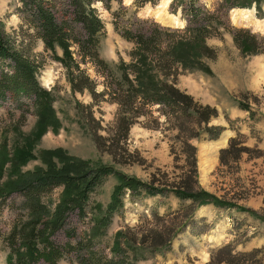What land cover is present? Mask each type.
I'll list each match as a JSON object with an SVG mask.
<instances>
[{
  "label": "rangeland",
  "instance_id": "1",
  "mask_svg": "<svg viewBox=\"0 0 264 264\" xmlns=\"http://www.w3.org/2000/svg\"><path fill=\"white\" fill-rule=\"evenodd\" d=\"M67 1L54 0L55 9L81 31L85 47L70 40L69 57L65 55L64 45L59 43H55L53 49H45L43 41L38 39L34 46V51L43 59L36 77L48 92L50 107L60 122L57 130L51 127L38 130L39 114L24 94L16 99L10 94L0 98V163L3 162L0 166V264H49L45 254L50 245L58 249L55 264H105L109 260L118 264H209L212 251L225 243H232L235 251L264 247V152L258 156L242 152L237 160L228 156L226 164L219 161V150L227 147L233 136H242L246 146L264 151V53L243 54L234 43L233 31L223 27L219 34L206 39L208 46L215 49V58L198 57L196 66L178 65L176 74L170 79L198 103L215 107L218 116L210 123L225 127L216 140H190L196 147L197 185L249 213L236 207L201 206L194 213L196 222L177 234L169 249L147 253L140 259H134L130 253L119 263L121 255H116L112 249L113 242L119 238L118 231L139 234L137 228L148 227L154 213H168L189 201L172 193L133 197L126 192L122 207L112 214L109 223L105 218V228L98 224L91 230L94 219L104 217L105 207L118 182L114 175H107L89 193L83 214L76 208L70 209L63 224L52 231L45 225L65 194V188L50 186L40 193L38 202L44 209L35 210L23 191L9 187L18 179L43 174L48 169L49 151L61 150L74 164L87 161L90 166L95 163L110 165L144 182L158 178L155 185L177 182L178 176L189 167L187 152L175 138L177 130L164 123L165 117L157 111V104L145 107V115L134 120L119 150L109 153L107 149H100L92 136L95 130L107 143L113 136L114 129L110 127L116 122L120 107L104 90L113 73L119 78L121 66L132 62L131 52L135 47L133 41L125 39L115 28V15L119 28L132 31L150 30L153 23L174 27L152 16L150 11L158 6L159 0L146 1L143 5H139L138 0L93 1L91 7L103 22V30L91 43L81 23L71 18L73 15L66 10L64 3ZM198 1L219 16L226 11L225 19L230 27L249 28L264 36L263 30L252 25L233 21L232 24L229 19L232 8L224 10L222 0ZM25 8L20 0H0V23L7 32L22 28L35 33L34 22H30L33 20L31 12ZM247 9H252L254 18L264 19L254 4ZM164 11L180 17L184 22L181 28L187 25L182 8H175L173 0H169ZM6 61L0 59V73L9 69ZM99 61L106 62L112 73L108 74ZM82 70L96 83L97 95L93 96L86 89L73 90L71 78ZM30 136L35 138L32 149L35 157L16 163L15 149L23 147ZM51 157L56 167L64 165L61 156ZM16 166L19 170L11 171ZM29 245L37 251L31 258L27 250ZM259 262L264 264V255L257 256L254 263Z\"/></svg>",
  "mask_w": 264,
  "mask_h": 264
},
{
  "label": "trees",
  "instance_id": "2",
  "mask_svg": "<svg viewBox=\"0 0 264 264\" xmlns=\"http://www.w3.org/2000/svg\"><path fill=\"white\" fill-rule=\"evenodd\" d=\"M20 1L23 2L25 9L31 12L30 16L33 20L30 22H34L35 33L25 32L22 28L7 32L0 23V59L7 60L9 64V69L0 73V98H7L10 94L12 99H16L20 97V94H24L39 114L38 130H46L47 127L57 130L60 122L53 108L50 107L48 92L40 86L36 77L43 59L39 53L34 51V46L38 39L43 41L45 49H53L54 44L59 43L64 45L65 55L70 57L67 50L70 40L77 42L80 47H85L86 41L80 37L81 31H77L68 23L65 15L58 14L54 0ZM93 1L95 0H68L64 3L67 6L66 10L73 15L71 18L81 23L88 42L94 40L103 30V22L97 16L95 9L91 7ZM104 1L109 2L110 0ZM138 1L139 5H143L146 1L153 2V0ZM173 1L175 8L180 6L183 16L188 20L184 28L161 27L153 23V28L150 30L134 29L132 31L123 27L119 28L121 26L117 24L119 21L115 15V28L125 39L133 41L135 47L131 52L132 62L121 66L122 71H120L119 78L116 72L113 73L111 82L104 90L120 107L116 122L114 121L110 127L114 129L113 136L108 139L109 143L105 139L101 140V136L95 130L92 136L100 149H107L109 153L119 150L120 147L122 148L120 142L126 138L128 129L134 120L140 115H145V107L157 104L159 105L157 111L165 117L164 123L168 124V128L177 130L175 138L179 140L182 149L187 152L186 155L190 162L188 170H184L178 176L177 182L169 184L163 182L155 185L158 178L153 182H144L133 176H127L110 165L95 163L90 166L87 161H81L78 164L71 163L60 150L47 153L48 169L43 174L28 179H18L12 186H9L15 188L16 191H23L27 195L28 202L34 205L35 210L44 209L38 202L40 193L50 186L60 185L65 188V194L55 211L50 214L48 224L45 225V228L49 226L52 231L63 224L66 212L70 209L76 208L79 213L83 214L89 193L107 175H114L118 182L105 207L104 217L99 220L94 219L91 230H94L98 224L100 227L102 225L101 228H105L106 225L103 223L105 218H108L107 223H109L112 214L122 207L126 192L133 197L172 193L180 199L189 201L168 213H154L148 227L137 228L139 234L128 233L126 230L118 231L117 237L119 238L113 242L112 249L115 250L116 255H121L122 261L119 263H123V259L127 258L130 253L134 259H140L147 253L162 248L169 249L177 234L196 222L193 218L194 213L201 206L212 204L218 207H236L241 212L249 213L247 209L219 199L197 185L196 147L190 143V140L193 138L216 140L225 127L210 123L218 116L215 107L198 103L191 95L180 90L170 77L173 78L176 74L178 65L193 64L196 66L199 63L198 57L215 58V49L208 46L206 39L219 34L221 27L224 30L233 31L234 43L246 55L264 53V36L252 32L249 28L230 27L225 19L226 11L219 16L205 9L198 0ZM222 1L224 10L230 7L247 9L254 4L256 9L264 15L262 7L264 0ZM99 63L108 74L112 73L106 62L99 61ZM71 84L73 90L86 89L93 96L97 95L96 83L83 70L71 78ZM18 105L22 106L21 103ZM245 108L248 110V107ZM34 140L35 138L30 136L25 140L23 147L15 149L16 163H24L35 157L32 152ZM242 152L258 156L264 151L246 146L242 136H233L229 139L227 147L219 150V161L221 164H226L230 158L228 156L237 160ZM57 155L63 159L64 165L61 167H56L51 159V156L58 157ZM18 170L19 167L16 166L11 171ZM91 210L93 212V207ZM43 212L48 213L46 210ZM91 233L94 235V231ZM27 250L30 258L34 257L37 252L32 245H29ZM48 250L45 254L46 260L49 264H55L58 249L50 245ZM258 255H264V247L235 251L232 243H225L212 251L209 264H255L254 261L257 260ZM105 264L118 263L109 260Z\"/></svg>",
  "mask_w": 264,
  "mask_h": 264
},
{
  "label": "bare ground",
  "instance_id": "3",
  "mask_svg": "<svg viewBox=\"0 0 264 264\" xmlns=\"http://www.w3.org/2000/svg\"><path fill=\"white\" fill-rule=\"evenodd\" d=\"M168 2L169 0H159V4L156 8L151 11L147 9V11H150L152 16L163 24L172 25L174 27L176 26L177 28L182 27L184 22L180 19V17L177 15H169L166 11H164ZM230 13H232L231 18L233 22H244L246 25H252L256 29L264 31V19L259 20L254 18L252 15V9L235 7L234 9L232 8V12Z\"/></svg>",
  "mask_w": 264,
  "mask_h": 264
},
{
  "label": "water",
  "instance_id": "4",
  "mask_svg": "<svg viewBox=\"0 0 264 264\" xmlns=\"http://www.w3.org/2000/svg\"><path fill=\"white\" fill-rule=\"evenodd\" d=\"M229 19H230V22L232 23V18H231V13L229 14ZM233 24V23H232ZM184 26V25H183ZM172 28H177L176 26L175 27H172ZM181 28V27H180Z\"/></svg>",
  "mask_w": 264,
  "mask_h": 264
}]
</instances>
